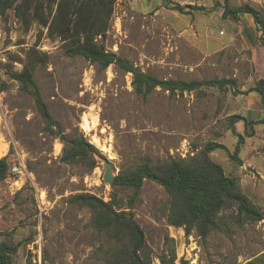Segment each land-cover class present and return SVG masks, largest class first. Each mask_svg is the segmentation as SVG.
<instances>
[{
	"label": "rangeland",
	"instance_id": "374dc122",
	"mask_svg": "<svg viewBox=\"0 0 264 264\" xmlns=\"http://www.w3.org/2000/svg\"><path fill=\"white\" fill-rule=\"evenodd\" d=\"M215 1L222 0L116 1L108 30L96 37L105 50L163 79L234 80L223 89L183 93L157 87L145 98L133 91L129 72L66 55L59 38L48 36L35 21L26 29L12 8L0 16V79L7 86L0 90V144L6 146L0 158L5 156L8 164L7 176L0 180V242L16 246L11 264H104L107 235L94 228L90 208L69 199L79 192L104 201L113 196L128 210L132 188L111 187L100 159L91 170L61 161L63 143L44 130L32 96L9 74L29 66L63 133L69 138L82 133L90 143L97 137L108 146L107 152L92 143L110 162L113 175L146 161L189 159L210 141L232 152L237 137L230 129L231 117L261 116L259 94L248 91L264 78L259 32L249 15L232 21L221 16L220 8L182 14L165 6L171 2L209 8ZM245 3L264 14V0H230L234 6ZM32 48L45 52L47 59L40 61ZM85 120H95L91 130L82 128ZM244 122H233L244 135L237 154L240 164L222 149L209 156L237 179L263 218L239 222L236 211L227 208L219 212V229L204 238L195 230L186 235L166 222L168 195L163 187L145 180L131 210L144 232L151 264H160L158 255L170 247L175 263L264 264V125L255 124L254 134L246 136ZM13 165L21 171L12 172Z\"/></svg>",
	"mask_w": 264,
	"mask_h": 264
},
{
	"label": "trees",
	"instance_id": "16d2710c",
	"mask_svg": "<svg viewBox=\"0 0 264 264\" xmlns=\"http://www.w3.org/2000/svg\"><path fill=\"white\" fill-rule=\"evenodd\" d=\"M117 0H0V16L8 9L15 15L26 29L35 21L46 29L48 36L57 37L64 43V53L68 56L79 55L96 62L101 68L110 64L132 75L131 84L135 94L145 98L152 90L159 87L170 93L190 92L201 87H217L223 89L232 86L233 79L210 78L205 80L163 79L156 75L140 71L128 59L115 52L104 49L102 43L96 41L98 35H105L109 28L114 4ZM165 6L182 14L194 12L208 13L220 8L221 16L232 21L239 20L241 15H249L257 32V40L264 46V14L250 4L234 6L230 0L215 1L211 7L201 5H180L166 2ZM42 33V32H41ZM40 34L38 36V39ZM32 53L39 56L40 61L47 59L45 52L32 48ZM11 79L20 83L22 90L32 96L34 105L44 120V130L60 139L63 143L61 161L76 163L87 170L93 169L101 152L79 133L69 138L61 130L60 124L50 113L47 104L41 97L39 87L33 78L32 69L24 65L18 72L9 74ZM6 83L0 79V90ZM248 91H256L261 99L262 117L256 120L232 116V133L237 137L232 152L219 142L210 141L203 149L189 159H168L155 164L149 161L132 168L120 169L112 178L111 187L126 186L132 188L128 210H123L112 196L104 201L87 192L75 193L70 202L87 206L92 211V224L98 231L107 235V257L104 264H151L150 250L145 241L141 226L134 219L131 210L145 180H151L163 187L168 195L166 222L168 225L183 228L186 235L195 230L197 236L204 238L211 230L219 229V212L232 208L236 211L237 221H256L263 218L262 212L240 190L237 179L226 175L223 168L214 162L209 153L216 149L226 152L228 158L241 163L237 156L244 135L236 132L233 122L245 120L244 134L252 136L255 124L264 125V78L257 80ZM6 157L0 158V180L7 176ZM118 208H115L117 207ZM2 232H0L1 234ZM166 236L165 241L169 240ZM16 246L0 242V264H11V256ZM173 247L158 255L160 264H187L185 260L175 263Z\"/></svg>",
	"mask_w": 264,
	"mask_h": 264
},
{
	"label": "bare ground",
	"instance_id": "6f19581e",
	"mask_svg": "<svg viewBox=\"0 0 264 264\" xmlns=\"http://www.w3.org/2000/svg\"><path fill=\"white\" fill-rule=\"evenodd\" d=\"M87 122L88 121L85 120V121H82V124H81L82 128H84L85 131L92 129L93 125L95 124V120L92 122V124L91 123H87ZM92 143H94L95 145H99L102 150H105L107 152L109 150V147L108 146H104L103 143H100V141H99V139L97 137H92ZM2 144H0V157L2 155H4V152L6 150V146L5 145H2Z\"/></svg>",
	"mask_w": 264,
	"mask_h": 264
},
{
	"label": "water",
	"instance_id": "95a60500",
	"mask_svg": "<svg viewBox=\"0 0 264 264\" xmlns=\"http://www.w3.org/2000/svg\"><path fill=\"white\" fill-rule=\"evenodd\" d=\"M98 159L102 160V162L104 163V179L105 181L111 185L112 183V178H113V174H112V168H111V164L108 161V159L104 158V157H98Z\"/></svg>",
	"mask_w": 264,
	"mask_h": 264
},
{
	"label": "built area",
	"instance_id": "2783aa9c",
	"mask_svg": "<svg viewBox=\"0 0 264 264\" xmlns=\"http://www.w3.org/2000/svg\"><path fill=\"white\" fill-rule=\"evenodd\" d=\"M11 171H12V172H20L21 169H20L18 166L13 165V166L11 167Z\"/></svg>",
	"mask_w": 264,
	"mask_h": 264
},
{
	"label": "crops",
	"instance_id": "0c3cea01",
	"mask_svg": "<svg viewBox=\"0 0 264 264\" xmlns=\"http://www.w3.org/2000/svg\"><path fill=\"white\" fill-rule=\"evenodd\" d=\"M261 117H262V105H261V116H260L259 118H261ZM259 118H258V119H259ZM254 120H256V119H254Z\"/></svg>",
	"mask_w": 264,
	"mask_h": 264
}]
</instances>
